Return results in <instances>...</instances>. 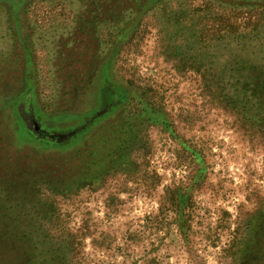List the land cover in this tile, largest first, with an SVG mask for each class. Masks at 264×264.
Wrapping results in <instances>:
<instances>
[{
    "label": "rangeland",
    "instance_id": "374dc122",
    "mask_svg": "<svg viewBox=\"0 0 264 264\" xmlns=\"http://www.w3.org/2000/svg\"><path fill=\"white\" fill-rule=\"evenodd\" d=\"M85 1L33 0L18 32L0 2V224L57 264H246L247 241L264 240V0H161L97 21ZM110 57L126 105L67 149L19 141L26 85L48 112L85 111ZM30 109L35 135L75 133Z\"/></svg>",
    "mask_w": 264,
    "mask_h": 264
},
{
    "label": "trees",
    "instance_id": "16d2710c",
    "mask_svg": "<svg viewBox=\"0 0 264 264\" xmlns=\"http://www.w3.org/2000/svg\"><path fill=\"white\" fill-rule=\"evenodd\" d=\"M161 0H86L84 5H87V10L95 12L91 13L94 17L93 20L98 18H118L124 11H135L136 16H140L146 11L150 10L153 6L158 4ZM6 5L8 17L13 23L15 30L18 32L21 29L19 16L20 11L29 9L33 0H0ZM83 17V16H82ZM14 20V21H13ZM84 21V20H83ZM85 22V21H84ZM127 31V30H126ZM118 46L120 42L116 43ZM117 48V47H116ZM115 49V48H114ZM96 70L97 82L94 85L95 92L92 106L85 111L81 112H62L60 109L56 112H48L41 108L37 100L33 84L26 85L22 97H15L13 99L12 109L13 118L17 128V135L19 141H35L39 146L55 149L61 151L79 142L85 136L87 131L99 120L111 114L123 105H126L132 99V92L129 86L116 82L110 74L111 70V57L103 62ZM83 81V79H81ZM80 81V82H81ZM85 84V83H84ZM92 84V83H91ZM81 87V86H80ZM79 93V91H77ZM0 98V110L10 102L6 98ZM20 104L31 108L33 116L39 122V125L47 128L51 133H58L61 131H68L75 129L73 135L68 136L66 139L58 140L57 137L47 138L35 135L26 124L25 117L20 111ZM107 108V112L98 116L97 113ZM61 111V112H60ZM7 119L0 114V124ZM62 119H69L77 121L75 125L70 127H58L53 121L57 122ZM15 175L24 174L25 170L18 167L13 170ZM23 176V175H20ZM262 237H264V216L259 220L257 225ZM20 232L11 227L10 224H0V264H57L54 250L50 247V256L41 257L40 244L35 239H29L19 235ZM258 235V234H257ZM53 253V254H52ZM246 264H264V240L256 241L253 238L249 239L246 243L244 251L242 252Z\"/></svg>",
    "mask_w": 264,
    "mask_h": 264
}]
</instances>
